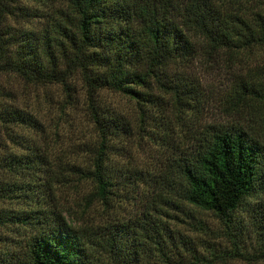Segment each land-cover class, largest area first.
<instances>
[{
	"label": "trees",
	"instance_id": "1",
	"mask_svg": "<svg viewBox=\"0 0 264 264\" xmlns=\"http://www.w3.org/2000/svg\"><path fill=\"white\" fill-rule=\"evenodd\" d=\"M7 1L0 0V73L31 84H60L68 101L72 96V108L78 79L91 131L69 143L67 155H56L62 181L74 190L83 186L70 206L37 207V191L24 175L38 177L49 160L44 137L22 154L1 153L2 163L19 162L24 172L0 182V198L22 196L25 202L0 208V233L8 234L2 251L6 264H99L103 257L112 264H256L263 259L264 251L245 252L233 230L234 211L264 192L262 132L233 124L191 128L149 200L118 217L114 209L125 171L112 150L130 138L131 126L100 95L109 91L132 101L139 125L158 107L175 115L191 103L194 108L200 92L187 80L186 68L200 55L236 66L240 51H264V0H59L45 12ZM9 16L38 19L41 26L12 28ZM233 78L224 109L264 122V59L258 69L245 68ZM0 124L44 132L32 115L1 103ZM44 183L47 195L60 194L58 188L52 192L54 181ZM127 190L134 207L138 191ZM205 213L221 224L230 250L216 243L203 244L205 253L196 247L188 232L207 229L195 215Z\"/></svg>",
	"mask_w": 264,
	"mask_h": 264
},
{
	"label": "rangeland",
	"instance_id": "2",
	"mask_svg": "<svg viewBox=\"0 0 264 264\" xmlns=\"http://www.w3.org/2000/svg\"><path fill=\"white\" fill-rule=\"evenodd\" d=\"M13 6L25 5L29 8H38V12L49 10L52 5L58 6L59 0H8ZM6 23L12 28L22 26L37 29L40 27V20L30 18L7 17ZM239 65L233 66L230 62L222 60H208L202 55L197 56L186 68L187 80L197 83L200 92L196 95L200 100L197 106H190L183 110L179 115H175L167 108L165 111L155 108L145 122L139 125L136 118V111L132 101L126 97L111 93L101 92L100 97L103 102L118 108L130 123V138L126 142L117 143L112 150V158L124 168L125 178L123 184L118 185V202L115 207V214L118 217H125L137 209L149 197V192L159 182V175L168 167L171 156L176 152L177 145L182 137L193 127H199L202 123L214 125H241L247 130L261 133L264 137V122L260 119L254 120V116H239L231 114V110H225L227 100L225 95L234 82V74L240 73L245 68L258 69L264 59L262 49H251L240 51ZM200 84V86H199ZM76 88V107L72 108L67 100L64 90L60 84H31L23 81L19 76L11 72L0 73V103L16 107L22 112H27L39 122L44 129L42 135L39 132L26 126H12L0 124V155L8 153H24L26 147L34 143L39 144L40 138L44 137L47 149L51 155L49 160L42 165V172L38 177L31 173L24 174L28 179L31 188L37 191L36 205L57 206L72 205L77 193L83 188L78 186L75 190L73 185H67L62 181L56 169L55 161L58 151L68 154V144L77 141L81 135H86L91 131L90 122L81 109L83 103V91L78 79L75 80ZM193 102V101H191ZM162 105V104H161ZM229 105V104H228ZM229 107V106H228ZM162 108V107H161ZM160 111H159V110ZM61 157V156H60ZM70 156L68 155V159ZM19 162H12L6 165L0 161V182L13 181L15 176L24 173ZM27 171V170H26ZM118 174V173H117ZM55 182L52 187L53 194L47 195L44 180ZM128 181V182H125ZM36 187H32L33 185ZM5 185V184H3ZM138 191L134 194L135 206L132 207L129 197L131 193L125 192L126 189ZM53 197V199L51 198ZM127 197V198H125ZM22 196L16 198H0V208H19L24 207L25 202ZM32 205V203L30 204ZM207 227L206 230H193L189 235L192 237L196 247L205 253L203 244L216 243L218 249L230 250V242L222 236L221 224L209 213L195 214ZM98 221L103 219H90ZM125 219H119L121 223ZM204 226V227H205ZM113 228V225L109 226ZM260 228V229H259ZM262 228V230H261ZM233 230L238 244L247 253H260L264 251V192L247 198L242 205L233 213ZM8 235V234H5ZM0 233V264H6L3 249L8 244V239ZM5 250V249H4ZM7 257V255H6ZM4 259V262H3ZM99 264H112L106 257L101 259ZM224 264H250L247 262L228 261ZM252 264V263H251ZM256 264H264V258Z\"/></svg>",
	"mask_w": 264,
	"mask_h": 264
}]
</instances>
